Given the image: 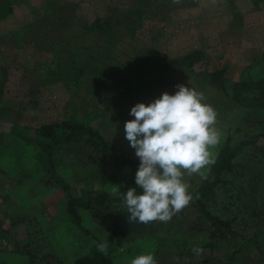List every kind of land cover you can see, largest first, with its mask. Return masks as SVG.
<instances>
[{"label":"rangeland","instance_id":"rangeland-1","mask_svg":"<svg viewBox=\"0 0 264 264\" xmlns=\"http://www.w3.org/2000/svg\"><path fill=\"white\" fill-rule=\"evenodd\" d=\"M15 4L14 14L7 20H0V55L7 58L5 64L9 66L8 71L0 73V108H3L0 114L5 115L0 119V264H131L133 258L147 253L154 255L156 264H264V248L259 251L244 248L246 251L230 260L231 253L236 250L237 243L234 245L233 242L219 241L214 251L200 248L202 252L194 254L193 246L198 247L207 234L197 231L202 234L198 241L197 232L190 231L192 222L202 228L195 217L200 215L191 202L171 221H156V230L147 233L150 237L147 239L112 240L110 233L89 211L77 208L87 230L83 231L72 221L67 210V193L47 180V169H43L34 157L33 149L11 132L15 124L11 120L30 126L34 132L43 123L67 121L77 115L97 127L118 149L133 151L137 157L124 134L125 122L134 119L129 114L132 107L138 103L150 104L165 92L175 94L176 86L183 84L204 93L206 102L216 112L214 127L220 137L219 143L209 149L211 162L200 173L183 177L193 193L195 185L208 176L219 146L227 137L230 136L231 144L237 146L244 130L258 129L264 123L263 110L240 106L230 98L221 99L218 92L204 88V78L200 75L206 70L228 66L226 76L232 81L240 76L253 80L263 76L264 2L16 0ZM146 12L158 15L138 31L139 39L126 38L134 19L128 15L135 17L136 13L146 15ZM97 19L102 28L105 27L103 35L89 34L81 40L82 35H79L80 43L105 44L109 37L117 35L125 38L118 49H124L122 52L131 57L150 48L163 53L165 58L161 68L164 69L156 76L155 91L149 96L130 100L134 97L130 92L133 83L117 76L122 66L116 59L110 64L116 74L111 73L101 82L88 81L79 87L70 83H42L38 74L44 76L46 72L37 68L51 58L50 48L53 50L54 42L61 38L65 40L68 33L76 32L77 28L81 31L84 24L91 25ZM17 30L22 33H15ZM18 36H23L25 43L21 41V45H17L15 38ZM15 46H19L18 49L12 48ZM197 47L202 50L203 60L194 67L195 73L182 68L174 58L167 61L169 54L179 55ZM250 146L252 151L257 146L263 147L257 155H264V140L259 139ZM252 151L237 157V168L229 177L234 184H226L207 201L213 214L238 216L237 207L241 208L255 198L256 191L248 190L243 196L237 186L238 182L249 186V178L239 175V167L243 157L249 158ZM58 158L56 175L65 180L76 195L91 190L115 198L119 191L114 194L113 189L120 188L131 174L129 167L119 169L107 158L99 157L85 142L66 145ZM232 188L234 193L231 195L241 196L240 203L226 193V189ZM257 201L264 205V193L259 196L257 192ZM233 203L236 206L231 205ZM246 233L249 236L253 232H243ZM101 244L106 245L107 255L98 250Z\"/></svg>","mask_w":264,"mask_h":264},{"label":"trees","instance_id":"trees-1","mask_svg":"<svg viewBox=\"0 0 264 264\" xmlns=\"http://www.w3.org/2000/svg\"><path fill=\"white\" fill-rule=\"evenodd\" d=\"M15 1L0 0V20H7L14 14ZM260 2L262 3L264 0H260ZM146 13V15L142 13L137 15L136 13L135 17L132 14L128 15L131 19H134L126 38L132 41L139 39L140 34H137L138 31L145 27L148 20L150 21L152 17L158 15L154 12ZM99 22L100 20L97 19L91 25L84 24L81 31L77 28L76 32L68 33L65 36V40L61 38L59 42H54L53 50L50 48V51H52L51 58L37 68V70L42 69L46 72L44 76L38 74L41 76L42 83L49 85L70 83L79 87L88 81L101 82L104 81L102 79H107L108 75L111 76V73L113 75L116 74L110 65L116 59L118 64L122 66V69L117 72V76H121L124 79L127 78V81L133 83V88L130 92H132L134 97L131 96L130 100L146 97L152 91L154 92L156 76L163 70L161 68L162 60H164L163 53L150 48L147 51H138L131 57L128 53L122 52L124 49H118V46L124 42L125 38L117 35L109 37L105 44L86 45L80 43V40L85 39L84 37L88 38L89 36L87 35L89 34L91 36L103 35L102 31H104L105 27L102 28L103 25ZM52 31L53 29L49 33L51 34ZM15 33L20 34L22 32L17 30ZM79 35L82 36L79 38ZM15 40L18 41L17 45H21V41L25 43L23 36H18ZM18 47L12 48L18 49ZM202 60L203 53L195 51L187 54L182 59L181 64L184 69L195 73L194 67ZM5 63H7V58L0 55V73L6 72V69L8 71L9 66H6L7 64ZM228 71L229 67L225 66L200 73L204 78V88L218 92L222 96L221 99L230 98L231 101L240 106L264 111V74L257 80L241 79L240 76L239 79L232 81L226 76ZM2 109L0 108V113ZM3 118H5V115L0 114V119ZM6 118L8 117L6 116ZM11 121L15 123L11 127L12 134L15 133L18 139L33 149L34 157L43 169H47V180L67 193V210L72 221L80 229L87 231L82 224V217L77 208L89 211L98 224L110 233L112 240L130 241L132 237L150 238L147 233L155 229L154 224L156 221L147 224L140 222L129 223L127 220L128 213L120 200L121 193H126L129 187H136L135 176L140 160L133 155V151L118 149L97 127L87 124L84 119L77 115L67 121L43 123L37 126L34 132L30 126L21 125L18 120ZM31 133L34 135H31ZM242 133L244 134L243 138L237 146L231 144L232 139L230 136L226 138L224 144H220L218 154L210 165L208 176L196 184V190L191 193L193 195L191 204L200 215V217H195L198 218L197 222L200 221L202 228L192 222L189 229L193 232L198 231L207 234L206 240H202L198 247L214 251L219 241L233 242L234 245L237 243L236 250L230 255V260H235L238 253L244 252L246 249L255 248L259 251L264 248V205L258 201L256 202L257 192L259 196L264 193V155L262 157L257 155L263 147L257 146L252 151V146H250V143L255 144V141L259 139L264 140V123L258 129L244 130ZM251 139H254V141H251ZM81 142L89 144L97 151L99 157L107 158L119 169L125 167L131 169L130 177L122 183L115 198L105 192H93L91 190H83L81 195L73 194L68 183L56 175V163L64 147ZM249 151H252V154L249 158H246L245 156L248 155ZM244 152L246 153L243 157V162L240 163L241 173L239 175L243 178H249L247 180L249 181L247 183L249 186L242 182H238L237 186L243 196L248 194V190L250 192L256 191L253 194L255 198L249 204L242 205L241 208L237 207L240 216H231L230 218L215 215L207 205V201L226 184H234L229 177L234 174L237 168V157ZM233 190L232 188L225 191L230 193L228 194L229 197L231 196L236 202H239L241 196L237 193L235 196L231 195V193H234ZM140 191V189H137L138 194ZM235 204L231 205L236 206ZM197 228L200 230H197ZM247 231L253 233L249 236H247V233L246 235L243 234V232ZM198 232L196 237L199 241L202 234ZM156 236L158 237V234Z\"/></svg>","mask_w":264,"mask_h":264},{"label":"clouds","instance_id":"clouds-1","mask_svg":"<svg viewBox=\"0 0 264 264\" xmlns=\"http://www.w3.org/2000/svg\"><path fill=\"white\" fill-rule=\"evenodd\" d=\"M176 87L175 94L165 92L150 104H136L129 113L134 119L124 124L125 139L140 160L136 187L120 194L129 223H167L188 206L193 195L183 177L200 173L211 162L210 147L219 143L216 112L204 93L183 84ZM118 191L119 186L113 189L114 194ZM98 250L108 254L104 244ZM192 251L199 255L202 249L193 246ZM131 264H156V260L147 253Z\"/></svg>","mask_w":264,"mask_h":264},{"label":"crops","instance_id":"crops-1","mask_svg":"<svg viewBox=\"0 0 264 264\" xmlns=\"http://www.w3.org/2000/svg\"><path fill=\"white\" fill-rule=\"evenodd\" d=\"M237 29H239V28H241V27H236ZM199 47H197V48H192V49H186L184 52H182L181 54H179V55H174V56H176V57H174L173 55H170L169 54V56L167 55V61H169V60H171V59H175L177 62L179 61V63H181V61H182V59L187 55V54H189V53H192V52H195V51H200L201 53H202V50H200V49H198ZM197 49V50H196ZM171 56H173V57H171ZM182 68H184L183 67V65H182ZM164 69V68H163Z\"/></svg>","mask_w":264,"mask_h":264}]
</instances>
